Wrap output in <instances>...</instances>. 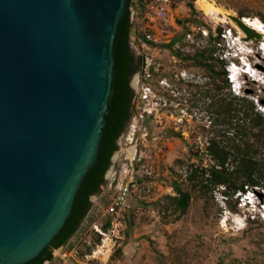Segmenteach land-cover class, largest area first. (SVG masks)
Here are the masks:
<instances>
[{
    "label": "water",
    "instance_id": "water-1",
    "mask_svg": "<svg viewBox=\"0 0 264 264\" xmlns=\"http://www.w3.org/2000/svg\"><path fill=\"white\" fill-rule=\"evenodd\" d=\"M126 4L0 0V264H27L51 244L97 162ZM121 136L105 183L118 152L131 167L137 140L122 148Z\"/></svg>",
    "mask_w": 264,
    "mask_h": 264
},
{
    "label": "rangeland",
    "instance_id": "rangeland-1",
    "mask_svg": "<svg viewBox=\"0 0 264 264\" xmlns=\"http://www.w3.org/2000/svg\"><path fill=\"white\" fill-rule=\"evenodd\" d=\"M197 1L187 0L178 6L175 14L177 29L170 24L165 26L163 40L182 35L187 25H191L187 22L190 17L202 23L209 33L214 27L220 28L223 32L218 49L227 72L228 46L222 36L224 31L230 30L238 44L252 52L247 59L260 77L254 82L243 76L239 94L232 92L229 84L230 94L232 97H248L259 110L258 106L264 105V56L258 48L264 41L259 45L244 41L228 16L239 18L243 13L248 20L260 21L259 16H264V0H205L226 13L211 15L200 12ZM162 57L166 71L174 74L185 70L192 75V81L175 83L173 93H158L166 105L158 106L155 117L146 118L141 131L134 136L132 145L137 140L135 153L142 157V163L134 166L132 174L138 191L129 199L128 207L119 219L120 226L112 231L111 218L103 216V211L108 204V184L125 175L130 168L125 151L117 153L110 180L94 199L76 234L52 258L56 261L54 264L59 263L60 258L79 260L81 264H264V220L258 206L253 212L252 207H243L240 198L227 202L221 192L216 191L212 197L192 192V200L184 215L180 216L171 207L168 197L176 195L175 185L189 190L185 182L188 165L208 163L204 155L205 143L216 132L213 128L215 115L209 105L218 104V99L229 91L217 88L221 82L213 73L220 72V66L215 61H211L212 73L209 69L193 66L190 61L181 60L175 67L168 65L170 55L167 51L162 52ZM232 60L238 63L237 59ZM129 133L127 126L121 136L122 148L132 146L126 140ZM135 157L134 154L133 160ZM254 199L259 205L264 203V193L260 191ZM94 223L100 227L108 225L106 230L103 228L105 236L92 230L90 226ZM102 239L106 243L100 250L101 255L95 259H83L82 256L92 250L84 241L100 246ZM76 244L79 245L77 257L65 258L64 255ZM97 246L93 245V249L96 250Z\"/></svg>",
    "mask_w": 264,
    "mask_h": 264
},
{
    "label": "trees",
    "instance_id": "trees-1",
    "mask_svg": "<svg viewBox=\"0 0 264 264\" xmlns=\"http://www.w3.org/2000/svg\"><path fill=\"white\" fill-rule=\"evenodd\" d=\"M128 6L129 0L113 44L114 80L108 102L109 114L105 117L107 123L103 129L97 162L85 176L82 187L75 197L71 215L60 233L36 259L27 264L50 262L52 251L66 245L76 234L91 209L90 196L98 195L100 187L104 185V175L111 165L112 156L118 150L117 139L130 120L131 105H126L128 79L125 75L126 52L131 41ZM190 8L192 9V6ZM239 18L246 17L240 13ZM259 19L264 25V16H259ZM187 22L202 24L192 17ZM181 26L184 27V24L181 23ZM217 31L218 36L210 37L207 47L195 49L194 52L182 57V61H190L193 66L209 69L212 73L214 70L211 61H215L220 66V72L213 73L221 82L217 88L219 91L229 92L218 99V104L209 105L210 111L215 115L213 128H216V132L205 143L204 155L208 163L188 165L185 182L189 190L185 191L175 185L176 195L168 197L171 207L180 216L187 212L192 192L203 197H212L216 191H220L227 202L238 200L240 195L247 192L254 195L260 191L264 193V105L258 106L261 109L258 110L248 97L244 95L232 97L230 94L225 63L218 49L223 31L220 28H217ZM180 39L177 37L174 41ZM167 47L170 48L171 45ZM107 227L106 224L103 228L106 230Z\"/></svg>",
    "mask_w": 264,
    "mask_h": 264
},
{
    "label": "built area",
    "instance_id": "built-area-1",
    "mask_svg": "<svg viewBox=\"0 0 264 264\" xmlns=\"http://www.w3.org/2000/svg\"><path fill=\"white\" fill-rule=\"evenodd\" d=\"M187 0H131V42L137 48L141 56V71L138 81V94L133 117L130 119L128 129L130 137H127L129 145H132L134 136L141 131V124L146 118L155 117L156 109L160 105H166L158 93H173L175 83H189L192 81L191 76L185 70L178 73L170 74V71L165 70V62L162 57V52L167 51L170 55L168 65L180 63L182 57L187 56L195 49H203L207 47L209 38L211 36L217 37V27L212 29L209 33L208 29L201 25H187L179 41H174V37H169L163 40L165 26L168 24L176 26L175 14L178 6ZM171 47H167L170 45ZM173 68V67H172ZM164 103H161V102ZM133 160V165L125 171V175L114 178L108 184L107 205L103 211V216L111 218L109 225L114 228L120 226V218L123 212L128 207L129 199L138 191V184L134 178V166L142 163V157L136 155ZM111 188V189H110ZM96 234L105 236L103 227L96 223L90 226ZM103 239L101 240V242ZM87 248H92L90 253H85L82 258L87 260L92 258L95 254L93 245L94 242L84 241ZM99 246H97V249ZM79 245L73 247L64 255L65 258H74L78 255ZM68 254V257H67ZM82 260V259H81ZM70 259L60 258L57 264H81L79 260L72 262ZM56 261L51 260L47 264H54Z\"/></svg>",
    "mask_w": 264,
    "mask_h": 264
},
{
    "label": "flooded vegetation",
    "instance_id": "flooded-vegetation-1",
    "mask_svg": "<svg viewBox=\"0 0 264 264\" xmlns=\"http://www.w3.org/2000/svg\"><path fill=\"white\" fill-rule=\"evenodd\" d=\"M128 46H129L128 47L129 49L126 52L127 58L125 60V75H126V78L128 79V89H127V100H128V102L126 103V105H131V108L129 109L130 118H131V116L134 113V105L136 103V97H137L136 89L138 87V80H139V75H140V71H141V56H140L139 51L137 50V48L134 46V44L131 41H130ZM127 126H128V124H127ZM125 129H126V127H125ZM118 139L116 142L117 146H118ZM111 162H112V158H111ZM107 171H106V173H107ZM106 173L104 175V184L106 181V178H105ZM93 196L94 195L90 196V198H89L90 201H91V198Z\"/></svg>",
    "mask_w": 264,
    "mask_h": 264
},
{
    "label": "bare ground",
    "instance_id": "bare-ground-1",
    "mask_svg": "<svg viewBox=\"0 0 264 264\" xmlns=\"http://www.w3.org/2000/svg\"><path fill=\"white\" fill-rule=\"evenodd\" d=\"M196 6H197L198 10L200 12H202L204 15H211V14H214L215 12H217V13L218 12H223L220 8H217L216 6H214L213 4H211L210 2L205 1V0L197 1L196 2ZM223 13L226 14L225 12H223ZM230 23H231L232 26L238 27L237 24L235 22H233L232 20H231ZM242 23L245 24L247 27H249L252 31H254L256 33L255 37L253 39H251L250 42L255 44L256 41H260V42L264 41V31L259 29L260 28V24H263V23H261L259 20H255L253 22L252 20H248L247 18H244L242 20ZM238 30H240V37L243 40H247L248 36L243 32L246 35V38L243 37V34L241 33V29L239 27H238ZM242 39H239V40L244 43V41ZM255 39H258V40H255ZM105 243H106V240L103 239V241L101 242V245L99 246V248L95 250V254H94V256L92 258L95 259L99 255H101V251L100 250H102L105 247Z\"/></svg>",
    "mask_w": 264,
    "mask_h": 264
},
{
    "label": "clouds",
    "instance_id": "clouds-1",
    "mask_svg": "<svg viewBox=\"0 0 264 264\" xmlns=\"http://www.w3.org/2000/svg\"><path fill=\"white\" fill-rule=\"evenodd\" d=\"M243 74L239 77V80H238V83H239V87H240V89L242 88V85H241V82L243 81ZM232 90V89H231Z\"/></svg>",
    "mask_w": 264,
    "mask_h": 264
}]
</instances>
